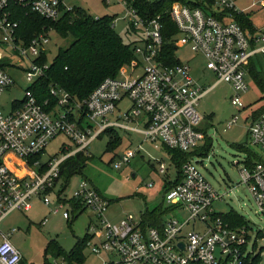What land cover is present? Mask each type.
Segmentation results:
<instances>
[{"label": "built area", "instance_id": "built-area-1", "mask_svg": "<svg viewBox=\"0 0 264 264\" xmlns=\"http://www.w3.org/2000/svg\"><path fill=\"white\" fill-rule=\"evenodd\" d=\"M68 1L0 0V97L14 85L6 68L22 69L28 82L22 99L12 100L7 113L0 106V224L11 212L30 210L34 199L46 206L54 202V214L67 207L61 215L69 221L72 215L69 202L76 200L98 220L97 224L88 225L84 247L90 254L104 253L107 260L102 264H244L249 258H256L261 264L264 229L254 228L242 215V223L232 226L213 210V204L222 200V196L202 175L201 162L189 159L184 163L180 182L163 193L166 209L174 216L164 215L158 227L142 228V220L131 215L117 222L109 221L105 216L108 201L85 179L78 182L68 200L62 199L60 190L56 194L53 191L59 183L60 165L79 152L88 156L89 144L109 129L139 134L153 147L182 153L196 150L205 136L210 137L202 130L205 117L196 110L208 91L225 82L232 90L231 105L244 108L241 95L248 91V62L264 57V24L254 27L248 15L237 9L235 0H208L210 6L204 9L173 2L169 9L176 28L173 45L176 50L189 46L215 77L212 86L202 89L193 80L187 64L163 62L162 19L159 16L142 19L121 0L127 8V29L134 36V58L119 68L116 77L105 78L81 102L72 101L56 86L48 87L54 103L38 102L31 86L51 64L49 46L55 31L43 28L30 39H24L22 21L24 16L38 15L56 22L75 8ZM257 4L264 9V0H258ZM237 16L248 17L249 23L242 25ZM44 54L46 61L41 60ZM10 59L17 60L19 67ZM21 62H27L28 66L22 68ZM124 102L128 103L126 108ZM236 120L237 116L227 127ZM59 135L69 139L75 148L69 151L68 147H62L60 157L43 161L45 148ZM247 145L256 149L260 157L250 168L243 164L240 178L264 216V111L250 118ZM135 155L130 148L124 149L113 167L120 169ZM10 156L20 162L23 175L11 167ZM165 171L166 166L160 164L159 172ZM51 194L55 195L53 201ZM197 224L201 231L194 229ZM189 225L191 230L186 231ZM14 231L11 229L10 233ZM10 233L0 231V264H19L22 260L21 252L9 240ZM97 236L101 239L93 243ZM45 264L79 263L60 257Z\"/></svg>", "mask_w": 264, "mask_h": 264}, {"label": "rangeland", "instance_id": "rangeland-1", "mask_svg": "<svg viewBox=\"0 0 264 264\" xmlns=\"http://www.w3.org/2000/svg\"><path fill=\"white\" fill-rule=\"evenodd\" d=\"M68 3L85 9L93 18L105 15L113 17L115 33L125 43L134 39V36L125 33L127 8L121 3V0H110V3H105L104 0H69ZM257 3L258 0H235L237 9L248 15L253 26L259 28L264 24V9H259ZM51 39L50 61L53 60L57 49L67 47L72 38L62 40L56 33H53ZM176 51L177 62L187 64L191 68V76L199 87L205 89L214 84V75L204 67L203 59L196 56L189 46H180ZM11 62L16 65L17 60ZM255 62H260L261 77L264 81V57L258 58ZM20 65L25 68L28 63L21 62ZM16 67L19 66L16 65ZM6 69L14 79V85L0 97V106L5 113L10 109L9 103L14 99H22L24 90L28 87L22 69ZM246 81L248 82V91L241 95L243 109L231 105L229 97L232 90L225 82L218 83L201 98L196 110L205 117L202 130L208 132L212 141L207 155L202 158L194 157L192 160L203 164V166L199 164L202 175L222 196V200L213 204V210L217 214H225L232 210L242 215L254 228L264 229V216L258 211L247 187L240 178V170L243 168L242 161L246 158V154L239 152L234 147L235 145H244L260 157L256 149L247 145V128L252 117L251 113L264 106V93L250 74ZM122 105L126 108L128 103L124 102ZM235 116H237V120L234 125L227 127ZM115 133L119 136L120 142L113 150L106 151V144L109 141V136L106 133L89 144L86 149L89 160L85 169L82 175L74 174L70 178L63 191L62 199H70L78 187V182L85 179L88 184L97 188L106 199L110 200L105 216L111 222H117L128 215L140 221L146 210L157 208H161L162 214L167 218L174 216L170 214V211H167L168 205L163 198L165 185L174 182L177 175V165L171 160L170 155L161 146L153 147L144 142L139 134L128 133L130 135H127L119 130H115ZM138 144L141 145L140 149ZM62 147H68L69 151L75 148L69 139L59 135L47 145L44 155L41 157L42 160L47 161L60 157ZM125 148L135 151L136 155L128 164H122L120 169H115L113 165L118 162ZM66 153L68 152L66 151ZM160 164L166 166V171L163 174L159 172ZM61 182L59 181L53 193L56 194L58 190H61ZM53 200H55V195L51 194V201ZM32 202L30 210L11 212L0 224V231L3 233H10L11 229H15L10 233L9 240L21 252L24 264H43L45 257L47 261L64 257V255L56 256L55 251L49 248L52 243L65 254L71 253L76 242L88 234V225L91 222L97 224L98 221L88 210H84L76 214V218L69 212L70 223L61 215V212L67 207L54 214L52 211L55 208L54 202L51 206H46L39 199H34ZM183 215L186 216V213ZM45 218L47 220L44 222ZM74 218L75 220H73ZM194 229L202 230L198 224ZM189 230H191V225L186 227V231ZM100 239L101 236H97L92 242L96 243ZM259 244L261 246V243ZM81 250V256L77 253L76 256L68 260L79 264H102L107 260L104 253L90 254L89 249L84 246L81 247ZM260 260L261 264H264V257H261Z\"/></svg>", "mask_w": 264, "mask_h": 264}, {"label": "trees", "instance_id": "trees-1", "mask_svg": "<svg viewBox=\"0 0 264 264\" xmlns=\"http://www.w3.org/2000/svg\"><path fill=\"white\" fill-rule=\"evenodd\" d=\"M130 8H134L138 16L142 19H150L151 17L159 16L162 19L164 30V45L162 49V60L170 65L180 64L176 60V47L173 45L172 37L176 33V28L170 18L169 9L173 2L183 3L191 8L199 7L201 9L210 6L208 0H123ZM207 5V6H206ZM236 19L242 25L249 23L248 17L237 16ZM114 18L111 16H101L95 20L88 12L79 7H75L73 11L65 14L56 22H49L38 15L24 16L22 28L24 29V39H30L34 33L42 31L43 28L54 29L57 36L62 40L72 38L67 47H59L51 61L49 68L43 77L31 86L33 95L38 102L49 100L54 103V99L50 96L49 86H56L65 91L72 101L81 102L100 85L105 78H114L119 73V68L129 64L134 58L132 53L133 40L125 43L123 39L114 31ZM125 33L130 35L131 32L126 28ZM260 57H255L248 62L249 74L257 83L260 90L264 93V81H262L260 62H255ZM46 61V55L41 59ZM264 111V106L253 111L252 117H257ZM205 132V131H204ZM106 135L109 136V141L106 144V151L113 150L119 145L120 138L114 130H106ZM103 133V134H105ZM102 134V135H103ZM101 135V136H102ZM211 137L205 136L202 146L197 147L191 153H182L173 149H165L170 155L171 160L177 165V175L174 182L165 185L164 193L171 186L176 185L181 180V169L184 163L194 157L202 158L207 155L211 147ZM235 149L239 152H244L246 158L242 161L247 167H252L259 160V157L250 151L244 145H235ZM41 157V156H40ZM38 157V159H40ZM89 157L84 153L79 152L68 158L60 165L59 181L61 182V190L63 192L68 185V182L74 174H81ZM49 192V191H48ZM47 192V193H48ZM72 208V216L76 218V210H86L79 201L70 200ZM110 203V202H109ZM162 209L146 210L141 218V227H158L164 214ZM80 211V212H81ZM79 212V213H80ZM221 216L232 226L242 223V217L238 212L230 210L228 213ZM75 218L73 220H75ZM72 221V220H71ZM70 222V220L68 221ZM241 222V223H240ZM71 223V222H70ZM87 241L86 236L76 242L73 250L69 254H65L59 248L50 244L49 248L53 249L56 256L64 255L67 259L78 255L81 256V247ZM63 253V254H62ZM46 256V255H45ZM79 260V259H78ZM47 258H44L43 264L47 263ZM19 264H24L23 259ZM244 264H259V260L247 259Z\"/></svg>", "mask_w": 264, "mask_h": 264}, {"label": "crops", "instance_id": "crops-1", "mask_svg": "<svg viewBox=\"0 0 264 264\" xmlns=\"http://www.w3.org/2000/svg\"><path fill=\"white\" fill-rule=\"evenodd\" d=\"M151 145V144H150ZM152 146V145H151ZM126 149V148H125ZM162 149H163V147H162ZM9 164L11 165V167L14 169V170H16L17 171V173H18V175H23L24 174V170H21L20 168H19V164H20V162L16 159V158H14L13 156H10L9 157ZM97 189V188H96ZM97 191L100 193V195L102 196V198L103 199H105V200H107L108 201V203L110 202V200L109 199H106L103 195H102V193L97 189ZM110 205V203L108 204V206ZM79 212L81 211V210H78ZM106 219H108V217H106ZM109 220V219H108Z\"/></svg>", "mask_w": 264, "mask_h": 264}, {"label": "water", "instance_id": "water-1", "mask_svg": "<svg viewBox=\"0 0 264 264\" xmlns=\"http://www.w3.org/2000/svg\"><path fill=\"white\" fill-rule=\"evenodd\" d=\"M216 257H218V251H216Z\"/></svg>", "mask_w": 264, "mask_h": 264}, {"label": "flooded vegetation", "instance_id": "flooded-vegetation-1", "mask_svg": "<svg viewBox=\"0 0 264 264\" xmlns=\"http://www.w3.org/2000/svg\"><path fill=\"white\" fill-rule=\"evenodd\" d=\"M22 259H23V257H22Z\"/></svg>", "mask_w": 264, "mask_h": 264}]
</instances>
